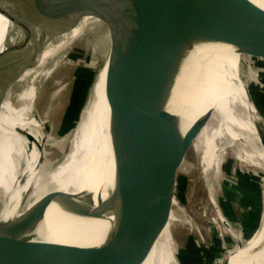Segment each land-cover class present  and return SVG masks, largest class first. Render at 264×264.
Segmentation results:
<instances>
[{"label":"water","instance_id":"1","mask_svg":"<svg viewBox=\"0 0 264 264\" xmlns=\"http://www.w3.org/2000/svg\"><path fill=\"white\" fill-rule=\"evenodd\" d=\"M141 1L0 0V17L8 22V42L0 50V112L7 99L17 107L18 96L33 85L37 102L42 85L67 57L64 52L80 41L91 26L105 29L99 40L104 61L98 73L108 57L105 92L114 161L111 185L99 193V210L94 212L96 218L111 222L102 246L80 248L36 241L34 233L47 204L55 201L71 214L77 211V203L69 207L64 194L54 192L12 226L0 223V264H143L164 232L174 210L179 175L216 109H211L184 136L177 129V118L166 112L175 85L164 82L170 63L165 60L174 53L164 61L163 56L220 5L213 18L197 31V44L211 41L218 30H224L238 0ZM102 14L105 27L95 21H100ZM89 18L92 20L82 35L40 66L48 48L59 46L64 35ZM254 22L245 18V26L233 29L224 40L244 50L245 55L264 60V40L256 42V32L251 30ZM246 69L251 67L243 63L242 79ZM20 85H24L23 89L16 93L14 88ZM159 125H164V133L172 136L161 144L159 160H169V164L154 187L151 179Z\"/></svg>","mask_w":264,"mask_h":264},{"label":"bare ground","instance_id":"2","mask_svg":"<svg viewBox=\"0 0 264 264\" xmlns=\"http://www.w3.org/2000/svg\"><path fill=\"white\" fill-rule=\"evenodd\" d=\"M219 7L215 6L184 34L180 45L163 56L164 61L174 53L165 60L170 63L166 65L169 70L164 82L175 85L166 112L177 118V129L185 136L197 121L206 117L211 109H216L195 141L202 177L210 187L220 180L222 165L229 154L241 163H259L264 170V119L249 99V91L237 63V57H257L245 55L244 50L235 49L224 40L233 29H242L244 19L249 17L255 21L251 30L256 32V42L263 41L264 0H238L231 19L223 26L224 30H218L211 41L197 44L198 29L213 18ZM99 19L95 21L105 27L104 15ZM91 20H83L76 30L63 36L59 46L48 48L40 66L82 35ZM7 26L8 22L0 17V50L8 42L5 40ZM107 61L108 57L101 73L97 67L90 72V85L85 83V86L78 87L75 97L82 101L83 106L72 131L60 141L64 155L58 164L54 165L50 151L57 144V139L48 131L49 116L44 115L43 103L36 102L35 86L18 96L17 100L23 102L20 108L13 107L10 99L3 103L0 112L2 225L12 226L47 195L60 192L68 200L69 207L77 203V211L73 215L58 202L47 204L45 216L34 233L36 241L80 248L100 247L106 242L107 231L111 228L110 219L96 218L94 212L99 210V193L111 185L114 163L109 139L110 109L105 92ZM26 77L24 75L23 79ZM163 128L164 125H159L153 159L151 180L154 187L169 164V160L163 163L159 160L161 144L172 136L164 133ZM177 200L176 196L169 222L143 264H180L173 236L174 225L180 224L191 231L197 224L190 221L187 209L180 207ZM220 221L230 233L234 231L223 216ZM235 237L238 243L222 264H264V215L262 227L251 241L242 243L241 238Z\"/></svg>","mask_w":264,"mask_h":264},{"label":"rangeland","instance_id":"3","mask_svg":"<svg viewBox=\"0 0 264 264\" xmlns=\"http://www.w3.org/2000/svg\"><path fill=\"white\" fill-rule=\"evenodd\" d=\"M87 32L80 41L67 50L68 52H64V56L67 57L61 60L56 68L57 71L55 70L42 85L38 98L43 103L41 104L44 115L49 116L48 131L54 139H57V144L50 149L54 157H52L54 165L63 159L64 148L61 142L72 131L83 106L82 101L75 97L78 87L85 86V83L90 85V72L95 67L99 71L104 61L101 50L102 40L101 42L99 40L105 35V29L91 26ZM237 63L239 69L243 63L251 67L250 70H244L246 76L242 80L249 91V97L264 119V60L242 56L237 57ZM23 86L15 87L16 93L20 92ZM22 105L23 102H17V108ZM225 159L222 165L223 174L218 182L211 184V187L203 180L196 149L188 155L184 171L179 175L177 202L180 207L187 209L191 216L190 221L197 224L195 230L191 231L189 228L179 226L180 224L174 225L173 236L178 246L177 258L180 264H222L238 243L235 236L241 238L242 243L251 241L261 227L264 215L262 202L264 201V179L260 175L264 171L262 166L259 163L254 165L248 162L241 163L231 154ZM250 183H256V194L255 191H251ZM235 187H239L245 196H249L244 209L247 218H240L238 207L229 206L228 195L231 193V188ZM261 206L262 213L259 217ZM222 216L232 226L234 230L232 233L226 230L220 221ZM189 258H195L196 261L190 263Z\"/></svg>","mask_w":264,"mask_h":264},{"label":"crops","instance_id":"4","mask_svg":"<svg viewBox=\"0 0 264 264\" xmlns=\"http://www.w3.org/2000/svg\"><path fill=\"white\" fill-rule=\"evenodd\" d=\"M260 111V110H259ZM251 187V191L254 192L256 194V183H250ZM235 190V191H234ZM260 191V190H259ZM244 193V192H243ZM242 191L239 189V187H235V188H231V193L228 195L229 196V206H234V207H238V211L240 212V218L242 217H246V214L244 212L245 206L247 204V199L249 198V196H245V194H243ZM235 198V200H233V198ZM241 201V202H240ZM239 204V206L237 205ZM243 219V218H242Z\"/></svg>","mask_w":264,"mask_h":264},{"label":"trees","instance_id":"5","mask_svg":"<svg viewBox=\"0 0 264 264\" xmlns=\"http://www.w3.org/2000/svg\"><path fill=\"white\" fill-rule=\"evenodd\" d=\"M261 200V199H260ZM261 213H262V206H261V208H260V213H259V217H261ZM186 257V256H185ZM199 259V258H198ZM189 262L190 263H193L192 261H196L195 259H193V258H189ZM188 264V263H187Z\"/></svg>","mask_w":264,"mask_h":264}]
</instances>
